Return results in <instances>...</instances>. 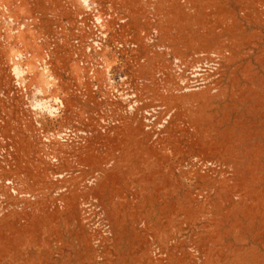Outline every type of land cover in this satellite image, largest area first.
<instances>
[{
	"label": "rangeland",
	"instance_id": "374dc122",
	"mask_svg": "<svg viewBox=\"0 0 264 264\" xmlns=\"http://www.w3.org/2000/svg\"><path fill=\"white\" fill-rule=\"evenodd\" d=\"M0 264H264V0H0Z\"/></svg>",
	"mask_w": 264,
	"mask_h": 264
}]
</instances>
